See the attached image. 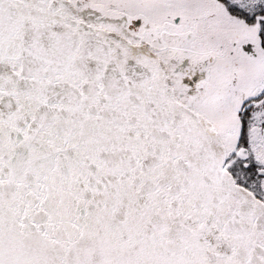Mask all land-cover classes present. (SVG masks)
<instances>
[{
    "label": "snow or ice",
    "instance_id": "snow-or-ice-1",
    "mask_svg": "<svg viewBox=\"0 0 264 264\" xmlns=\"http://www.w3.org/2000/svg\"><path fill=\"white\" fill-rule=\"evenodd\" d=\"M0 264H264V0H0Z\"/></svg>",
    "mask_w": 264,
    "mask_h": 264
}]
</instances>
